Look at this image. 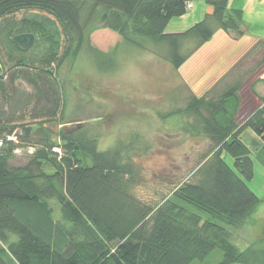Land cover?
<instances>
[{"label":"trees","instance_id":"1","mask_svg":"<svg viewBox=\"0 0 264 264\" xmlns=\"http://www.w3.org/2000/svg\"><path fill=\"white\" fill-rule=\"evenodd\" d=\"M190 3L0 0V46L23 57L41 37L53 45V51L48 47L38 64L10 58L9 68L2 67L3 93L6 75L10 83L23 78L43 106L36 117L38 128L19 126L22 136L18 126L0 120V138L5 141L0 150V264H264V251L253 246L238 250L229 243L230 234L223 228L245 226L263 203L247 183L255 177L253 155L259 157L264 148L254 153L244 136L251 132L264 144V107L243 124H236L241 80L216 98L193 96L184 109L171 114L191 117L193 121L185 123L189 124L187 131L196 139L208 140L210 148L185 175L172 181L159 200L137 196V186L145 184V168L134 162L132 153L142 156L150 149L139 140L128 145L120 142L113 150L99 152L95 139L84 134L62 135L59 155L54 152L58 145L52 141L53 132L45 128L57 122L55 117L63 105L51 67L57 63L59 69L66 59H77L83 45L98 31L113 32L136 49L148 42L165 44L174 71L217 32L243 36L242 12L230 10L229 0H205L213 8L212 14L182 34H167L171 21L187 15ZM32 11L48 14L59 23L65 43L62 55L54 52L59 42L46 35L42 26L28 20L16 22L17 14ZM20 34L35 36L36 44L29 52L14 45L13 38ZM190 41L193 47L185 50ZM15 133L17 142L8 141ZM18 147H34L35 152L26 166L13 168L10 160ZM226 155L233 158V167L226 162ZM40 161L59 173L45 176ZM51 203L60 208L58 218ZM185 207L199 214H189ZM202 216H206L203 225ZM215 253L221 260L210 263Z\"/></svg>","mask_w":264,"mask_h":264},{"label":"rangeland","instance_id":"2","mask_svg":"<svg viewBox=\"0 0 264 264\" xmlns=\"http://www.w3.org/2000/svg\"><path fill=\"white\" fill-rule=\"evenodd\" d=\"M194 1L199 13L205 0ZM194 12L188 11L187 18H192ZM15 19L16 22L28 20L42 26L46 35L51 38L53 36L59 42L54 52L59 56L63 54L65 43L61 36L62 29L53 17L32 11L19 13ZM177 20L172 21V26H175ZM192 26L193 24H190L181 29L187 30ZM226 34L217 32L200 53L192 54L179 71H174L167 59L165 44L159 46L148 42L144 43L143 48L136 49L123 43L113 32L101 30L94 33L90 42L83 45L77 59H66L59 69L56 68L57 63L51 67L59 83L64 105L55 117L57 122L47 124L56 125L53 127L52 141L58 148L54 152L62 155V130H70L71 127L67 126V123L72 120H82L85 126L81 132L71 136L84 134L83 137L89 140H97L99 152L113 150L120 142L128 145L137 139L150 148L147 154L142 156L135 151L132 153L134 162L145 168V184L137 186V196L159 200L160 195L166 194V189L173 185L172 181L185 175L210 148L208 140L196 139L187 131L189 124L185 123L193 121L191 117L171 114L184 109L193 96L216 98L239 80H248L246 76L239 77L240 70L233 69L234 60L222 62L215 58L217 52L234 48V43L229 45L227 42ZM42 39L43 37L40 38L39 44L23 57L1 45V66L8 69L10 58L38 64L39 57L48 51V47H52L53 51L51 42ZM190 46L193 47L191 41L184 49ZM93 50L106 56H96ZM1 75L0 72V77ZM6 76L8 78L9 75ZM7 78L3 80L5 92L0 90V120L7 122L10 127L18 126V131L21 130L19 126L30 124L33 130H36V117L43 106L41 101L38 102L37 92L19 76V79L11 83L10 77L8 80ZM238 95L240 98L239 93ZM244 121L239 122L236 119V124L241 125ZM19 134L22 136L21 131ZM79 138L81 137H76ZM15 150L22 152L14 153L15 157L10 160V166L13 168L26 166L31 160L28 150L35 152L34 147H18ZM225 159L233 167V158L226 155ZM253 161L255 177L247 184L263 203L258 213L245 226H223L230 234L229 243L240 251L250 246L264 251V153L259 157L253 155ZM51 207L58 218L59 206L51 203ZM185 208L189 214H199L192 208ZM202 217L204 219L201 225L206 221V216ZM215 254L209 258L210 263L221 260V255Z\"/></svg>","mask_w":264,"mask_h":264},{"label":"crops","instance_id":"3","mask_svg":"<svg viewBox=\"0 0 264 264\" xmlns=\"http://www.w3.org/2000/svg\"><path fill=\"white\" fill-rule=\"evenodd\" d=\"M194 2V0H191L190 3L193 6L192 11H195L192 18L190 16L187 18L186 15L178 19L175 26H172L171 21L167 34H182L189 29L185 30L181 28H186L190 24H193L192 27H194L203 21L206 16L212 14L213 8L205 2L202 10L198 13L197 5ZM229 9L242 12L241 31L243 36L238 37L235 33L226 34L227 42H229V45L230 43H234V48L217 52L215 58L222 62L230 59L234 60L233 69L240 70L238 73L239 77H248V80L245 82L241 81L242 86L239 89L241 104L236 119L240 122L241 120L244 121L250 118L264 104L262 101L264 99V46L261 45L256 53L249 56L251 50L257 44H264V0H229ZM170 29L172 30L170 31ZM207 45L208 43L198 52L200 53ZM229 50L232 52H229ZM229 55H232V57ZM224 75L225 73H223ZM246 134L257 140L260 144H263L259 137L253 136L250 133Z\"/></svg>","mask_w":264,"mask_h":264},{"label":"water","instance_id":"4","mask_svg":"<svg viewBox=\"0 0 264 264\" xmlns=\"http://www.w3.org/2000/svg\"><path fill=\"white\" fill-rule=\"evenodd\" d=\"M13 43L22 52H29L35 46L36 38L33 34H20L13 38ZM0 70H1V67H0ZM67 124L68 125H78V129L83 128L85 125L83 121L81 120H74V121L68 122ZM55 126L56 125L50 124V125H45V128L53 132L54 131L53 127ZM244 141L250 147V149L256 154H259L264 148V144H260L257 140L251 138L247 134L244 136ZM39 164L41 165V172L47 177H54L59 173L49 163L40 161Z\"/></svg>","mask_w":264,"mask_h":264},{"label":"built area","instance_id":"5","mask_svg":"<svg viewBox=\"0 0 264 264\" xmlns=\"http://www.w3.org/2000/svg\"><path fill=\"white\" fill-rule=\"evenodd\" d=\"M192 8H193V6L191 4H189L187 7L188 11L192 10ZM7 139H8V141H11V142H17L16 133L13 134L12 136L8 137ZM4 148H5V141H4V139L0 138V150H2ZM21 150L23 151L24 149H21ZM21 150H15L14 153L20 154L22 152ZM29 152L31 155L34 154L33 150H28V153Z\"/></svg>","mask_w":264,"mask_h":264},{"label":"flooded vegetation","instance_id":"6","mask_svg":"<svg viewBox=\"0 0 264 264\" xmlns=\"http://www.w3.org/2000/svg\"><path fill=\"white\" fill-rule=\"evenodd\" d=\"M0 67H1V70H2L1 63H0ZM1 70H0V72H2ZM72 121H74V120H72ZM81 121H82V120H81ZM67 126H69V127H71V128H70V130H68L67 128H66V129H63V130H62V134H63V135H67V134H68V135L71 136L73 133L76 134V133H78V132L82 129V128H81V129H78V125H68V124H67ZM84 126H85V125H84Z\"/></svg>","mask_w":264,"mask_h":264}]
</instances>
